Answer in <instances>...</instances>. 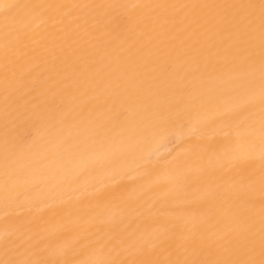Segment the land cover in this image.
<instances>
[{
  "label": "bare ground",
  "instance_id": "6f19581e",
  "mask_svg": "<svg viewBox=\"0 0 264 264\" xmlns=\"http://www.w3.org/2000/svg\"><path fill=\"white\" fill-rule=\"evenodd\" d=\"M245 2L0 0V264L261 259L258 11L240 35L186 27L223 10L181 7Z\"/></svg>",
  "mask_w": 264,
  "mask_h": 264
},
{
  "label": "snow or ice",
  "instance_id": "6c2138e0",
  "mask_svg": "<svg viewBox=\"0 0 264 264\" xmlns=\"http://www.w3.org/2000/svg\"><path fill=\"white\" fill-rule=\"evenodd\" d=\"M47 7L60 10L67 5L63 4H50ZM73 8L79 7H92V8H103L105 5L98 4V5H72ZM157 8L161 9H168V8H175L177 5H168V4H159L155 5ZM181 7H191L195 8H214V9H221L223 10L222 13H218L216 16L212 17L211 19H204L203 23H201L200 17H195L191 21L188 22L186 27H193L195 25L197 28L204 27L207 24H212L214 28L218 31L223 33H238L240 35L250 34L252 31L255 30V25L257 21V11H258V20H259V31H260V71H261V79L264 81V0H259L258 3L255 0H248L245 3H228V4H214V5H182ZM186 19V18H185ZM56 21L53 20V24ZM165 24H169L172 28H175L177 23H184V20L177 21L175 18L170 20L166 19L164 21ZM163 27V25H161ZM115 31V29H113ZM196 29L194 28V31ZM67 35V33H66ZM17 41L19 42L22 37L20 34L16 37ZM91 67V66H90ZM7 79V76H6ZM12 99L11 96H7L5 99V103L7 104ZM262 103H264V89H262ZM33 116L37 119H44L46 117V113L41 111L34 110ZM174 123V122H173ZM261 130H262V143H264V115L261 118ZM31 136V128L27 122L22 123L15 129V136L14 142L8 149L9 156L13 155L15 149L19 147V145L26 143L29 137ZM195 147V146H194ZM194 150V148H193ZM251 161V154L250 153H241L235 155L231 158V163L237 172H243L244 169ZM176 168L178 171L183 169V162L177 159ZM105 198H115L116 193H107L102 194ZM175 236V226L170 228L167 233L164 234L165 240H172ZM195 246V242H193ZM260 255L261 259H247V260H209V261H202L197 259L191 260H176L170 261L169 264H264V235L261 236L260 241ZM143 247L140 248L138 251L141 253L143 252ZM2 264H48L47 261H25V262H15V261H6L2 262ZM59 264V262H56ZM64 264H68L67 261ZM97 264H124V262H117L115 260H101L98 261ZM134 264H157V262L152 261L150 259L140 260L138 262H134Z\"/></svg>",
  "mask_w": 264,
  "mask_h": 264
}]
</instances>
